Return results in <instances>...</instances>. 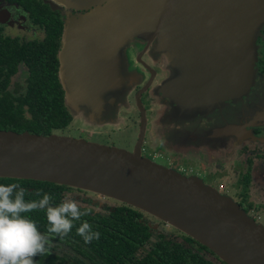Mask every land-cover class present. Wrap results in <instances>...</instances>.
<instances>
[{"label":"water","instance_id":"1","mask_svg":"<svg viewBox=\"0 0 264 264\" xmlns=\"http://www.w3.org/2000/svg\"><path fill=\"white\" fill-rule=\"evenodd\" d=\"M63 4L89 9L74 24L68 20L64 36L77 28L87 43L97 37L106 45L98 54L101 64L96 71L59 75L71 120L80 118L85 126L114 127L111 114L122 99L127 78L120 54L134 38L156 39V51L174 70L160 90L180 108L240 98L251 84L264 0H64ZM143 134L141 109L131 151L54 133L0 130V178L97 194L155 217L223 264H264V229L197 177L142 157Z\"/></svg>","mask_w":264,"mask_h":264},{"label":"flooded vegetation","instance_id":"2","mask_svg":"<svg viewBox=\"0 0 264 264\" xmlns=\"http://www.w3.org/2000/svg\"><path fill=\"white\" fill-rule=\"evenodd\" d=\"M63 3L64 0H0V73L6 76L5 91H25L28 72L24 56L32 51L52 52L59 83L60 74H88L101 64L98 54L106 48L100 44L101 39L96 37L87 43L77 28L71 36H64L68 20L74 24L89 9L68 8ZM155 40L135 39L121 52L120 68L125 62L129 76L122 99L115 103L112 120L134 112L138 134L141 109L142 157L153 162L158 158L165 162L164 167L197 177L229 197L264 229V25L254 39L253 76L245 94L237 99L225 98L205 113H194L192 107L190 114L177 112L174 99L159 90L172 71L153 51ZM11 55L15 62L10 72ZM1 82L4 80L0 77ZM78 135L83 139L81 132ZM89 136H84L86 141ZM65 197L64 194L62 199ZM146 224L150 232L155 227Z\"/></svg>","mask_w":264,"mask_h":264},{"label":"trees","instance_id":"3","mask_svg":"<svg viewBox=\"0 0 264 264\" xmlns=\"http://www.w3.org/2000/svg\"><path fill=\"white\" fill-rule=\"evenodd\" d=\"M11 61L10 72L14 69L13 55ZM24 61L28 72L24 92L15 91L13 95L5 91L6 76L0 73L4 80L0 83V130L36 135L64 130L71 122V114L55 74L52 52L32 51L24 56ZM12 183L25 189L26 202L37 201L48 194L53 207L63 202L62 197L69 190L48 182L0 178V184ZM37 192L41 195L37 196ZM80 210L87 215L74 221L71 232L63 239L47 232L46 210L22 214L36 223L42 235L51 239V248L46 255L35 257L36 264H213L199 254L207 249L184 235L181 241H175L164 234H151L141 213L135 209L122 205L104 207V212L81 207ZM85 221L92 231L100 233L98 240L87 244L77 234L78 227Z\"/></svg>","mask_w":264,"mask_h":264},{"label":"clouds","instance_id":"4","mask_svg":"<svg viewBox=\"0 0 264 264\" xmlns=\"http://www.w3.org/2000/svg\"><path fill=\"white\" fill-rule=\"evenodd\" d=\"M25 194V189L17 183L0 184V264H36L35 257L46 255L52 246L50 237L42 235L36 223L23 213L46 210L47 232L61 239L71 232L74 221L87 215L74 200L68 199L53 207L48 194L31 202L25 201ZM77 234L86 244L100 237L86 221L78 227Z\"/></svg>","mask_w":264,"mask_h":264},{"label":"rangeland","instance_id":"5","mask_svg":"<svg viewBox=\"0 0 264 264\" xmlns=\"http://www.w3.org/2000/svg\"><path fill=\"white\" fill-rule=\"evenodd\" d=\"M63 74H60L62 76ZM123 114V113H122ZM123 119V123L117 126V128L112 127H103V128H93L92 126H85L84 123H81V119H73L69 125L61 131H54V134L67 136L72 138H78V133L81 132V137L86 140V137L89 136L87 141L95 142L98 144H103L106 146H114L119 149H123L126 151H130L131 147H133L135 143V137L137 134V124L135 121V114L134 112L126 113L121 117ZM154 162L165 165L163 160L158 158L153 159ZM66 197L63 199L65 200H74L78 203L79 207L93 210V211H100L104 212L105 207H115L118 205L126 206L118 201L99 196L97 194H93L87 191L69 188V190L64 193ZM129 207V206H128ZM131 208V207H129ZM138 211V210H136ZM144 218H146V222L151 226L154 225L151 234H164L166 237L169 236L175 241H181V236L183 235L181 232L177 231L176 229L168 226L167 224L161 222L160 220L156 219L155 217L139 211ZM141 251L138 252L140 254ZM200 255L203 256L204 259L207 261L212 262L213 264H219V261L213 257L211 254H208L205 251H200Z\"/></svg>","mask_w":264,"mask_h":264},{"label":"crops","instance_id":"6","mask_svg":"<svg viewBox=\"0 0 264 264\" xmlns=\"http://www.w3.org/2000/svg\"><path fill=\"white\" fill-rule=\"evenodd\" d=\"M89 11V10H88ZM87 12V11H86ZM85 12V13H86ZM84 13V14H85ZM135 39H139V38H134V41L133 42H135ZM154 40H155V38H153ZM153 39H149L148 41H151V40H153ZM142 40V39H141ZM145 41V40H144ZM155 44H154V46H153V51L156 53L157 51H156V40H155V42H154ZM132 45V44H131ZM127 48V47H126ZM125 48V49H126ZM129 48V47H128ZM124 49V50H125ZM254 49H255V46H254ZM256 52V51H255ZM158 53V52H157ZM159 54V53H158ZM256 54V53H255ZM123 55H124V53H123ZM120 56H121V54H120ZM162 61L164 62V64H165V66L167 67V69H169V70H171L172 71V74L174 73V70L172 69V68H170V65H168V62L167 61H165V59L163 60V57H162ZM124 64H125V62H124ZM125 71H126V74H127V78L125 79V80H127L128 79V76H129V74H128V72H127V70H126V65H125ZM171 74V75H172ZM125 80L123 81V84H124V82H125ZM168 79H166V80H164V82L165 81H167ZM122 81V80H121ZM164 83H161L160 85L162 86ZM161 86H159V90L161 89ZM124 91H125V84H124ZM199 97V96H198ZM198 97L196 98V100L198 101ZM218 105H220L219 103H218ZM217 104H215V105H208V106H197V107H192V111L195 113V112H199V113H205V112H207V111H209L212 107H215V106H218ZM190 106H187V107H178V105H177V109H176V111L177 112H180V113H183V114H190ZM195 108V109H194ZM185 112V113H184ZM72 121V120H71ZM115 122H114V124H113V126L114 127H112V128H117V126L118 125H120V124H126L125 122L123 123V119L122 118H117L116 120H114Z\"/></svg>","mask_w":264,"mask_h":264}]
</instances>
